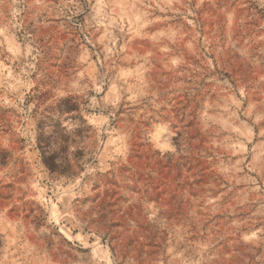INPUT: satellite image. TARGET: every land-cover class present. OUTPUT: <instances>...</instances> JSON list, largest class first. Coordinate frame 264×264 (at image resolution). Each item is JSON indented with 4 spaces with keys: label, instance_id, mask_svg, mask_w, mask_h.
<instances>
[{
    "label": "rangeland",
    "instance_id": "obj_1",
    "mask_svg": "<svg viewBox=\"0 0 264 264\" xmlns=\"http://www.w3.org/2000/svg\"><path fill=\"white\" fill-rule=\"evenodd\" d=\"M0 264H264V0H0Z\"/></svg>",
    "mask_w": 264,
    "mask_h": 264
}]
</instances>
